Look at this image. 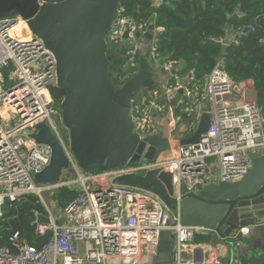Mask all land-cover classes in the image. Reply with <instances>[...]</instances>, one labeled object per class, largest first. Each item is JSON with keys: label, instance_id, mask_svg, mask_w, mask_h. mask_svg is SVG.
Segmentation results:
<instances>
[{"label": "built area", "instance_id": "obj_1", "mask_svg": "<svg viewBox=\"0 0 264 264\" xmlns=\"http://www.w3.org/2000/svg\"><path fill=\"white\" fill-rule=\"evenodd\" d=\"M119 15L120 11L108 37L122 43L128 32V39L133 40L128 64L138 68L141 51L138 31ZM153 57L158 67L159 58L154 49ZM166 68L172 70V66ZM153 74L155 78L154 71ZM159 79L161 88L157 89L154 82L147 110L139 115L132 107L141 139L158 132L154 117L166 118L171 109L166 112L170 107L167 99L179 90L185 91L183 81L168 87L162 75ZM54 86H57L56 59L43 40L31 31L28 21L20 16L0 18V208L5 200L15 201L28 193H35L46 204L43 194L56 187L38 184L34 179L50 164L52 157L49 145L31 137L37 124L46 122L73 159L65 143L61 108L52 104ZM238 87L240 83L232 79L222 64L208 76L203 96L210 125L197 143L179 144L177 151L163 152L155 161L127 164L107 171L80 170L73 161L77 179L74 177L62 185L70 187L78 183L80 193L59 216L47 204L46 214H35L36 232L51 233L50 238L37 248L23 240L20 233H14L10 246H0V264H152V255L157 254L161 234L166 231L174 234L176 264H197L183 258L185 254H194L195 249L210 255L211 246L199 245L195 240L202 228L182 223L180 205L168 208L157 195L116 185L113 180L124 174L161 169L173 173L180 194L197 196L211 183L241 179L252 167V157L264 153V112L263 105L249 90L241 89L243 104L229 102L228 97L238 91ZM186 95L191 99L190 90H186ZM198 106L189 108L188 116L201 114ZM172 114L174 125L169 129V139L180 143L187 125L182 123L175 136L178 119L174 112ZM199 122L200 118L191 124L192 132ZM42 217H47L48 222H43ZM172 217L174 222H171ZM250 232L249 227L239 230L243 236Z\"/></svg>", "mask_w": 264, "mask_h": 264}, {"label": "water", "instance_id": "obj_2", "mask_svg": "<svg viewBox=\"0 0 264 264\" xmlns=\"http://www.w3.org/2000/svg\"><path fill=\"white\" fill-rule=\"evenodd\" d=\"M120 10V0H0V18L20 16L27 20L31 31L54 55L57 86L65 91L60 108L68 130L65 143L73 159L46 122L37 124L31 137L52 148L50 164L35 175L38 184L63 186L64 172L73 167V161L80 170L100 171L155 161L174 143L177 147L197 143L208 131L210 115L206 113L197 129L179 143L169 139L168 120L156 115L158 132L139 137L132 116L133 96L153 81L154 74L144 54L137 73L122 86L115 85L110 65L117 54L109 52L108 35ZM238 18L234 14L229 22ZM124 38H129L128 32ZM113 183L149 191L168 208L180 205L184 225L206 229L212 235L230 236L248 227L264 231V153L252 157V167L241 179L211 183L197 196L180 194L173 173L161 169L124 174ZM41 220L48 222L47 217ZM164 233L159 251L176 257L174 234Z\"/></svg>", "mask_w": 264, "mask_h": 264}, {"label": "trees", "instance_id": "obj_3", "mask_svg": "<svg viewBox=\"0 0 264 264\" xmlns=\"http://www.w3.org/2000/svg\"><path fill=\"white\" fill-rule=\"evenodd\" d=\"M151 1L120 0L119 16L143 34L147 30ZM234 14L239 18L235 23H230L229 18ZM155 26L154 54L159 58L160 72L168 87L175 86L178 81H183L185 86V91L179 90L177 94L181 99L171 100L178 119V131L185 123V136L191 134V124L197 121V115L188 116V109L202 100L208 76L218 64H222L237 83L253 82L262 95L264 112V0H166L156 9ZM230 32L231 36H228ZM124 39L122 43L109 39V52L117 54L110 69L118 87L137 73V68L128 64L130 45H124ZM227 39L229 43H226ZM141 53L138 55L139 63ZM166 66H172V70ZM187 89L192 93L191 99L186 95ZM151 90L152 81L133 96L132 107L136 114L141 115V111L147 110ZM51 95L53 106L60 107L65 91L54 86ZM67 172L68 176L76 175L73 168ZM67 178L63 180L67 181ZM79 193V188L69 186L55 189L52 200L57 205L58 213ZM0 210V246H10V238L16 232L37 248L50 238L51 233L40 235L36 232L35 214H46L47 209L35 193L22 195L15 201L7 199ZM171 222H174L173 217ZM199 237L197 233L195 239L199 240Z\"/></svg>", "mask_w": 264, "mask_h": 264}, {"label": "crops", "instance_id": "obj_4", "mask_svg": "<svg viewBox=\"0 0 264 264\" xmlns=\"http://www.w3.org/2000/svg\"><path fill=\"white\" fill-rule=\"evenodd\" d=\"M166 0H152L151 7L148 14V23L147 30L140 37H142V41L139 40V43L142 44V55H147L150 65L156 75L154 78V82L156 86H161L160 77L161 72L158 67L153 68L151 59L155 61L153 57V49L156 38V9L157 7ZM153 27V29L151 28ZM149 29L153 30V34L151 38L146 37L148 35ZM231 33L228 36H231ZM230 40L227 39L226 43H229ZM150 44V46H148ZM160 75V77H158ZM163 83L167 85L166 80L162 76ZM238 91H236L232 96L228 97L229 102L236 105L243 104V100H241V89L242 91L249 90L253 98L262 104V95L259 92V89H256L252 81H245L240 83V87H238ZM171 100L175 99L174 96L170 97ZM167 99V105H171V100ZM176 101V99H175ZM170 102V103H169ZM170 104V105H169ZM166 105V108L168 107ZM174 106H170L173 109ZM199 109H201V114L196 112L197 119L201 118L204 114L207 113V105L202 97V100L199 102ZM170 109V111H172ZM169 113V112H168ZM168 113L166 114V119L168 120ZM173 113V111H172ZM173 115V114H172ZM165 119V116L161 117ZM171 129V128H170ZM58 214L57 216H59ZM199 240H196V243L199 245H209L212 248V252L210 255H205L201 253L198 249L194 250V254L183 255L185 261L195 262L197 264H264V231L259 228H255L251 230L248 235H241L239 230H235L230 236L219 237L216 235L210 234V231L206 229H202L199 233ZM82 246V245H81ZM159 251V250H158ZM162 252V251H160ZM176 257L170 252H162V255L153 261L152 264H176Z\"/></svg>", "mask_w": 264, "mask_h": 264}, {"label": "rangeland", "instance_id": "obj_5", "mask_svg": "<svg viewBox=\"0 0 264 264\" xmlns=\"http://www.w3.org/2000/svg\"><path fill=\"white\" fill-rule=\"evenodd\" d=\"M148 23V22H147ZM152 29H153V27H151ZM152 29H149V31H148V35H146V37H148V38H151L152 37V34H153V30ZM137 40H140V41H142V37H139V39H137ZM132 42H133V40H131V39H124V42H123V44L124 45H131L132 44ZM148 46H150V44H148ZM153 66V68H154V70H155V65H152ZM154 86H156V85H154ZM173 96L175 97V99L177 100V101H179V99H181V97L180 96H178L176 93H173ZM175 99H173V101H175ZM173 101H172V103H173ZM171 106V105H170ZM203 117H205V115L203 116ZM203 119V118H202ZM186 132V131H185ZM183 133V135H185L186 133ZM68 133V130L67 129H64L63 130V134H67ZM178 130L177 131H175L174 132V135L175 136H178ZM66 174H68V172H67V170L64 172V176H63V178H62V181L61 182H64V178L65 177H68L67 179V181H70V180H74V177L76 178L77 177V174L76 175H74V176H68V175H66ZM77 179V178H76ZM63 186H67V185H63ZM61 187V186H60ZM70 187L72 188V189H76L77 187H79V184L78 183H74V184H71L70 185ZM55 189H57V188H54V189H51V190H47L44 194H43V196H44V201H45V203L47 204V206L49 207V209L50 210H52L53 212H55V214L56 215H58L59 213H58V210H57V205L55 204V202L52 200V193L54 192V190ZM45 204V205H46ZM166 233H164V232H162V236H164ZM162 255V252H160V251H158L157 252V254L156 255H152V258H153V261H155V259L156 258H158L159 256H161Z\"/></svg>", "mask_w": 264, "mask_h": 264}, {"label": "bare ground", "instance_id": "obj_6", "mask_svg": "<svg viewBox=\"0 0 264 264\" xmlns=\"http://www.w3.org/2000/svg\"><path fill=\"white\" fill-rule=\"evenodd\" d=\"M151 62H152V64H154L153 59H151ZM160 88H161L160 86H157V89H160ZM162 95H163V93H162ZM168 125H169L170 128L174 125L173 124V117H172V112L171 111H169V113H168ZM172 149L174 151H177L178 147H177L176 143L173 144V148Z\"/></svg>", "mask_w": 264, "mask_h": 264}, {"label": "flooded vegetation", "instance_id": "obj_7", "mask_svg": "<svg viewBox=\"0 0 264 264\" xmlns=\"http://www.w3.org/2000/svg\"><path fill=\"white\" fill-rule=\"evenodd\" d=\"M139 66H140V63H139V65H138V68H137V71H138V69H139ZM152 68V67H151ZM153 70V69H152ZM153 82V85H154V80L152 81ZM178 94V93H177ZM163 100V99H162ZM163 102V101H162ZM161 103V102H160ZM172 105V104H171ZM168 109H170V107H168L167 109H166V112L168 111ZM66 135H68V133L66 134Z\"/></svg>", "mask_w": 264, "mask_h": 264}]
</instances>
